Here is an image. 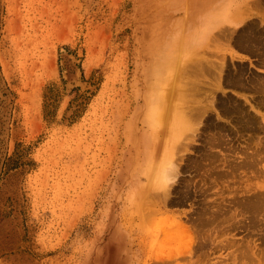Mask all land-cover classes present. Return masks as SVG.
Listing matches in <instances>:
<instances>
[{"label": "rangeland", "instance_id": "1", "mask_svg": "<svg viewBox=\"0 0 264 264\" xmlns=\"http://www.w3.org/2000/svg\"><path fill=\"white\" fill-rule=\"evenodd\" d=\"M249 26L264 36V0H0V264H264V43L261 58L242 48ZM188 57V105L224 102L207 113L224 128L202 119L166 202L148 199L145 102Z\"/></svg>", "mask_w": 264, "mask_h": 264}, {"label": "bare ground", "instance_id": "2", "mask_svg": "<svg viewBox=\"0 0 264 264\" xmlns=\"http://www.w3.org/2000/svg\"><path fill=\"white\" fill-rule=\"evenodd\" d=\"M213 7L216 6L213 4ZM238 8L240 12H243V10L247 9L243 5H239ZM246 32L248 36L241 37V40H238L239 44L243 49L249 50L250 53L255 54L258 51V56L261 58L263 51L257 48H261L263 46L262 44L264 43L262 31L249 26ZM196 53L197 52H194L192 53L193 55H191L197 56L198 54ZM261 59H259V62L262 66H264V60ZM70 60L72 59L70 58ZM185 60L181 59L178 61L176 59L173 62L168 61L166 64L162 65L160 69L161 71H158L155 75V90L153 88L154 92L145 102V106L148 108L149 117L147 119L148 126L144 135V143L146 147L150 149L148 156H146L147 160H150L149 162L153 161V166H150L149 164L145 168V172L149 173L150 175L149 183L147 184V193H149L152 197L148 196V199L153 198L166 202V198L171 191V183L177 174L176 153L180 147L179 142H181V140H183L184 136L186 135H190L191 140H193L195 133H197L196 128H198V125L202 119L209 122L208 124L205 121L209 127L213 126L219 130H223L224 128L219 124L210 121V116L207 114L209 110L213 109V107L216 108L219 105L221 106V103L224 104V102L220 100L214 101V98L212 101H210L209 107L194 108L188 105L189 103H194L191 99L194 96L193 92L196 91L195 87L190 84L191 80L187 79V71L185 69L187 66L193 64L195 60L192 57H188V61ZM64 61L66 63L64 62L63 69L65 68L66 70L65 73L67 79L70 80V78H73L71 81L76 80L75 76H77V74L73 76V67L71 62L67 59V56H64ZM47 67L49 66L47 65ZM230 74L225 76V79L222 82L224 86L239 88L240 90L247 89L241 83L242 80L240 82V74ZM254 89L258 91L259 97L262 98L261 100L259 99V101L263 102L259 104L264 105V82L258 84V86H256ZM233 104L234 106H226L225 108H227V110H223V112L225 111V113L229 115L234 114L237 117L236 120H243L244 123L248 124L253 122L254 116H250L249 113L246 112V109L242 108L238 103ZM206 114L207 117H205ZM158 147L160 148V151ZM150 215L151 213L148 211H143L140 218L142 221H147L150 218Z\"/></svg>", "mask_w": 264, "mask_h": 264}]
</instances>
